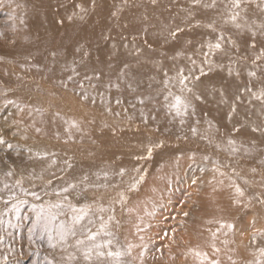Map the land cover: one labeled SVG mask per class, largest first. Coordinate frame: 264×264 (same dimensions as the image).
<instances>
[{
  "label": "rangeland",
  "instance_id": "rangeland-1",
  "mask_svg": "<svg viewBox=\"0 0 264 264\" xmlns=\"http://www.w3.org/2000/svg\"><path fill=\"white\" fill-rule=\"evenodd\" d=\"M262 51L264 0H0V264L264 261ZM56 202L91 207L104 256L85 261L79 231L67 251L29 239L34 207Z\"/></svg>",
  "mask_w": 264,
  "mask_h": 264
},
{
  "label": "snow or ice",
  "instance_id": "snow-or-ice-1",
  "mask_svg": "<svg viewBox=\"0 0 264 264\" xmlns=\"http://www.w3.org/2000/svg\"><path fill=\"white\" fill-rule=\"evenodd\" d=\"M156 0H153V3H155ZM200 0H194V3L199 4ZM232 5L234 8L239 9L241 7V0H232ZM240 14L239 12H233L230 17L229 21L233 23L237 28L241 27V24L239 23ZM206 27L212 29V31H216L214 24H208ZM170 35L175 36L176 32L173 31L170 33ZM255 35V33H253ZM224 41L225 36L223 33H220L218 36V39L214 43H209L207 45L208 51L204 54L205 55V62L211 64V61L207 59L208 56L214 54V50L223 51L224 50ZM228 42L235 45V41H232L231 38H228ZM255 47V45H253ZM261 56H264V51L261 52ZM261 56H258L257 59H260ZM201 74L204 73V69H200ZM123 76L124 73H121ZM250 76H255V73H249ZM165 76H167V73H165ZM90 79V78H89ZM177 79L178 83L181 85V91H187L189 93L192 92V89L188 87L186 81L188 80V77L184 75L183 71L180 70L177 73ZM196 79H199V77H196ZM169 81L166 80L165 84H167ZM131 87V85H129ZM169 95L172 96V101L169 103L168 107L169 110H175L176 115H181L186 113L187 108L189 107V101L186 97H181L179 95H173L169 93ZM87 99V96L84 97ZM196 100H200L201 97L196 95L194 97ZM259 100H264V91H262L259 95L256 96ZM119 102V101H118ZM141 103L144 101L141 100ZM233 111L235 109L233 108ZM72 127H78L75 121L71 122ZM37 131H40L37 129ZM195 131V129H193ZM230 144L234 143V141H229ZM7 144V142L0 137V145ZM8 148H12L11 144H7ZM151 154V149H149V155ZM123 174V173H121ZM8 175H11V172L8 173ZM84 179H87L85 177ZM71 188H75L76 185L72 184L69 185ZM69 187H65L63 189V192L67 193L69 191ZM235 191L237 194V197H242L244 195L243 189L240 188L239 185H235ZM35 195V194H34ZM59 195V193H57ZM39 199V197H36ZM121 199L123 200V194H121ZM237 204L240 203V200L237 199L235 201ZM67 207V212L65 211V208ZM36 212L35 216V223L32 225V228L29 229V239H32V233L33 232H39L43 231L47 235L48 245L50 248H56L59 244L61 248L64 251H67V246H69V238L70 237H76L78 231L81 235H84V239H76L75 241V249L76 251L80 252L83 256V259L85 261H91L93 258V255L96 256H104L105 252L101 251L100 249H103L106 247L105 244L97 242V235L98 233H94L91 231V229L86 227L85 221L88 223H91L90 219V213H91V207L90 206H84L79 207L72 204H68L67 206L62 202H56L49 204L46 208L44 206L39 207V209H36L34 207L33 209ZM61 215H70L71 221L70 223H66L64 221H60L59 217ZM106 227L105 225L101 226V230ZM228 228H233L234 226L229 224L227 225ZM110 235V233H108ZM43 239V237H41ZM254 239V238H253ZM91 242V243H88ZM111 241H108L107 244L111 245ZM218 251V249H217ZM197 255H200V253H196ZM123 255L121 252H114L110 248L107 251V256L109 257H120ZM260 255L264 257V248L260 249ZM76 259L75 252L69 253L66 257L67 264H72V261ZM46 264H61V262H57L55 260H49L47 257H45ZM260 264H264V261H261Z\"/></svg>",
  "mask_w": 264,
  "mask_h": 264
},
{
  "label": "bare ground",
  "instance_id": "bare-ground-1",
  "mask_svg": "<svg viewBox=\"0 0 264 264\" xmlns=\"http://www.w3.org/2000/svg\"><path fill=\"white\" fill-rule=\"evenodd\" d=\"M254 116L256 120V125L261 126L264 122V112L263 108L259 106L255 111H254ZM148 193V192H147ZM146 197V196H145ZM146 210V209H145ZM132 212V211H131ZM135 217V216H134ZM137 218V217H136ZM235 236V235H234ZM227 237V236H226ZM233 237V236H232ZM228 239V238H227ZM230 240V239H229ZM230 243V242H229ZM220 245V244H219ZM228 245V244H226ZM232 246V245H231Z\"/></svg>",
  "mask_w": 264,
  "mask_h": 264
}]
</instances>
